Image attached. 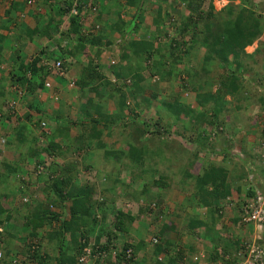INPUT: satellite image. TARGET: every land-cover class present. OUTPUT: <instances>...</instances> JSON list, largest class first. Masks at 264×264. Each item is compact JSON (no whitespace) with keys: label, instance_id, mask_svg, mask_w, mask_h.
I'll return each mask as SVG.
<instances>
[{"label":"trees","instance_id":"trees-1","mask_svg":"<svg viewBox=\"0 0 264 264\" xmlns=\"http://www.w3.org/2000/svg\"><path fill=\"white\" fill-rule=\"evenodd\" d=\"M101 1L99 3V0H84L81 2L84 9L81 10L78 7L76 14H71L69 11L73 0H23V7L20 6L18 1H10L8 7L4 10L6 15L12 10H20L32 18L34 22L31 27L21 28L23 38H28V40L52 39L50 41L52 46H47V44L40 46L37 51L30 53L31 58L25 62L17 63L16 69L10 70L8 76L23 95H33L37 88L42 89L44 87V79L49 74L50 66L58 62L61 67L60 70H65L69 62L63 58L64 53L61 50H65V53L71 56L82 53L88 58V51H92L93 56L97 57L105 50L112 57L109 59L113 61V65H118L119 60L123 61L127 75H129L130 80L132 79L131 81H134L131 89L128 90L129 87L127 86L130 85L124 82L126 80H122L121 83L126 86V93L124 90H120V87L114 88L120 98L125 95L130 97L139 96L134 105L125 103L127 109L126 119L117 124H121L119 125L121 127L137 124L143 134L146 132L155 134V131L160 133L162 129L159 125L163 123L165 125V113L173 114L172 123L175 131L178 129L176 114L180 111H184L188 117L191 116V119L199 120L212 107L203 106L198 102L200 110H195L186 104L177 103L176 98L157 97L154 92L147 93L139 85V82L144 78L142 73L146 68L153 70L157 67L161 69L165 63V73L169 74L175 62L181 61L173 52L176 53L179 49L182 51L183 45L184 47L187 45L186 48L202 46L204 48V61H208L211 54H214V58L227 68L234 66V64L236 68L242 62L243 48L259 36L263 23L262 13L259 12L261 9H256L257 6L254 5L253 0H239L237 4L228 3L217 12H213L211 3H208L206 9L203 10L201 6L205 0H177L173 5L174 8H178L180 1H184L185 16L183 15L184 17L180 22L176 21L177 17L175 15L178 13L169 9V0H160L154 10L155 13L154 16L152 15L151 22L156 26H160L165 17V25L169 24L171 26L170 34L164 33L171 35V39L166 46L167 50L163 48L161 44L163 40L159 37L150 40L138 36L136 28L142 22L141 16L134 15L127 22L119 17L123 13L122 4L135 5L136 11L139 12L140 10L141 13L146 8L145 0H113L109 3H106L108 0ZM228 1L232 2L233 0ZM33 2H35V5L31 7ZM161 4L166 5L162 8ZM42 5L45 7V17L39 11V6ZM222 13L223 16L220 15ZM62 16H66V23L63 28H59ZM101 16L106 18L103 19ZM20 30L18 32H21ZM184 33L188 36L187 38L183 37ZM23 38L18 36L14 42L20 43ZM64 42H68L70 45L67 49L63 48ZM159 47L167 52V56L162 54ZM1 49L2 45L0 43V60ZM18 50H16L17 53ZM169 58L172 60L171 67L169 66L170 62H168ZM91 60V58L87 59V64L82 66L76 77L72 79V84L83 91L84 89L93 91V94L97 96V103L101 104L103 98L100 93L96 92L97 84H108V81L98 72L97 65L92 64ZM205 69L207 70L203 66L199 70L193 61L191 68L188 69L190 74L188 81L195 76H199L198 73ZM253 71V75L244 73L245 77L240 80L235 70L228 69L227 74L223 78H219V91L223 94L236 96V101L254 97L253 104L258 102L259 105L251 107L249 111L253 108L258 115L264 110V74L260 77L261 74L257 72L256 67L253 68ZM196 83L194 84L193 81L191 85H196ZM193 90L197 92L196 88H193ZM0 95L4 96L1 86ZM108 96L110 97L111 94H108ZM149 97L157 100L155 105L150 103ZM211 97L212 95H208L205 98L211 99ZM219 98L218 94L212 99L218 101ZM237 106L239 108L240 103H237ZM213 107L212 113H222V106ZM4 108L0 106V115H4L6 111L8 114V111H10V106L6 108V111ZM27 108L33 110L30 105H27ZM148 109L152 110L154 118L146 117L142 113L143 110ZM94 110L97 112L98 105H91V99L86 97L78 106V113L81 116L74 121H70V123L82 126L88 120L97 122V119L91 116ZM60 111L54 110L53 114L44 113L47 118H52L54 122L51 131L47 128L46 117L41 120L37 116V118H33L32 123L34 127L41 126V129L33 131L26 123L20 122L12 126L8 134L0 138V145L2 144L0 146V264H79L76 261L77 256L82 253V248L88 242L90 243L91 256L100 249L106 250L110 243L118 245L121 250L130 246L132 255L128 259H125L121 255L123 252H120L114 255L113 259L110 254H106L103 260L105 264H136L135 252L138 248L143 247L141 245L143 244L142 240H138V245H134L128 240H117V232L119 231L120 234L118 235H121L125 228L124 221L132 220L133 216L124 213L119 208L113 209L110 206L115 199V194L110 198H105L102 194L103 198L101 200L92 198L91 187L93 186H90L91 183L89 182L92 179L95 181V178H103L106 182H109L107 184L109 186L100 184V192L106 191L112 192V194L117 192L120 194L122 192L118 190L131 188L132 183L136 181V188L130 190L137 193V195L139 194L138 196L141 198L150 190L153 201L159 202L161 188L168 185L167 179L161 172L164 171L162 166L167 159L165 152H161L158 147L156 150L150 149L146 141L137 140L135 142V139L127 135L128 138L122 139L121 151L123 149L130 154V164L119 162L118 156L115 155L109 157V159L103 157L106 160L103 162V166L105 167L112 160L114 164L110 165L113 169L109 170L103 168V166L97 167L91 159V150L93 149L90 146L88 147L85 142L91 139V130L84 133L79 128L76 137L70 139L68 137V125L65 122L56 123V120L63 119ZM238 111L240 113H237V116L241 118V109ZM36 112H39V110ZM29 115L26 113L25 119L28 120ZM115 121L113 119L111 122L116 124ZM214 121L218 122L217 119H214ZM41 123L44 125V129ZM211 123H213V120ZM165 126L168 127L169 125ZM92 130L95 129L92 127ZM164 130H166L165 127ZM164 130L162 133H167ZM206 132L210 133L211 131L208 132L207 130ZM54 135L67 138L64 147H61L58 142L50 138ZM214 135L215 133L213 137ZM208 136L211 137L210 134L206 135V137ZM206 137L199 133L195 143L204 147ZM260 138L264 140V134H261ZM208 146L212 148V145ZM109 153L112 152L109 150ZM157 155L161 160L157 159L158 162L153 160L151 166L144 164L146 160L153 159ZM55 156H60L61 159H66V161L58 165L55 162ZM45 157L49 158L48 161L45 160ZM223 158L226 161L230 160L227 157ZM30 163L31 165H29ZM181 165L183 164H180L179 168L169 171L170 180L174 184L177 182L187 183L186 174L188 173H186V168H182ZM29 166H32L30 168L33 170ZM228 171L222 165L209 164L203 172L193 175L194 180L189 187L191 189L190 195L192 198L190 200L193 202L192 204L204 208V214L208 212L209 216V221L194 217L190 218L187 224L188 228L193 229V232L196 227L200 228L196 236L201 239V250L197 249V252L203 255L204 264H233L235 259L231 258L230 254L244 238V236L241 238L232 236L233 234L229 232L215 231L212 226H209V223L216 222L219 217V214L216 213L220 209V207H215L212 201L227 197V194L232 191L233 183L245 176L241 165L237 172L234 173L232 170L229 177H227ZM77 175L81 177L83 183L77 181L79 180L76 177ZM33 182L41 183V196L36 195ZM29 185L32 186V191H30ZM174 186L176 189H183L179 185ZM94 188H96V185H94ZM235 189L236 192H240L239 187ZM36 192L38 193V191ZM250 195H252V192L245 189L244 196L250 197ZM241 199L240 204L237 203V208H234L238 214L233 218L235 223L240 219L243 198ZM104 200L110 203L105 208H103ZM65 206H67V218H64L63 210ZM156 208L158 207L141 206L139 211L142 209L152 211L158 216L160 213L159 209ZM109 213L111 215L110 222L104 223ZM98 223L100 224L98 225ZM239 224L241 226L242 223L239 222ZM43 226H47L49 230L44 233L46 246L41 249L44 235H40L39 231ZM161 227L158 234L165 236V246L156 239L157 241L153 243L151 256H149L150 261L155 264H185L189 259L191 260L194 255L192 250L188 252L178 250L179 247L175 244L171 249L166 247L169 246L168 244L173 245L172 235L174 232L171 231V225H166V223L161 224ZM112 228L116 230V234L112 231ZM93 229L97 231L96 234H94ZM19 233L23 234L19 235ZM166 236L168 237L166 238ZM121 237L124 239V235H121ZM15 240L21 241V246L25 251L24 254H22L21 248L15 249L13 247ZM187 240L188 242L181 246L187 244L189 249H192L190 243L192 238L188 237ZM189 252L191 254L187 256L186 253ZM158 255H162V258H157ZM226 255H228V258H224ZM90 260L92 264H99L97 259L91 258Z\"/></svg>","mask_w":264,"mask_h":264},{"label":"crops","instance_id":"crops-1","mask_svg":"<svg viewBox=\"0 0 264 264\" xmlns=\"http://www.w3.org/2000/svg\"><path fill=\"white\" fill-rule=\"evenodd\" d=\"M12 1V0H10ZM9 1V3H10ZM80 1H84V0H80ZM101 0H99V3ZM112 2L113 0H108L106 3ZM177 0L173 1V0H169V9L174 11V7L173 5L175 4ZM254 5L257 6L256 9H261L259 12L262 13L263 16V23H262V29L261 32L259 34V36L254 39L250 44L246 45L243 48L244 53L241 55L242 58V62L239 63V65H237V67L235 68V64L234 66L227 68L226 66H224L221 62H218L215 58H214V54H211L210 59L208 61H204L203 60V56H204V48L202 46H197L196 47H184V45L182 46L181 50L180 49L178 51H176V53L173 52V54H176V57L180 58V62H181V68L184 72V74L186 75V81L182 82V84L178 83L175 84L173 81H171L170 79L173 77V72H170L169 74L165 73V68L166 64L164 63V66H162V68H154L152 69H145L142 73L143 75V80L139 82L140 87L145 84L148 83V77L149 80L154 81V79H158L161 78V80H163V83L161 86H154V89L156 88L155 91H150V92H154L156 94L157 97H169V98H176L177 99V103L180 104H185L182 103L184 101L181 100L182 96L185 95L186 96V105L190 106L191 108L195 109V110H200V105L198 106V102L201 103V105L203 106H212L210 109L207 110L205 116L203 118H200L199 120H194L191 119V116L188 117V115L184 112V111H180L179 113L176 114L177 118H178V126H182L178 127V133L177 130L174 131L173 128V114L169 115L168 113H165V124L169 125L168 127L165 126L166 130H164L165 132H167V140H171V142H176V139H174L175 137H173L174 135H180V137L183 139H186V142L184 145H181L180 148H176L175 147H170V145L167 143L166 144V148H164V145L161 144H153V143H147L149 146V148L156 150V148L158 147L160 149L161 152H165V156L167 157L166 159V163L163 164L162 166V175L167 179L166 182L168 183L167 186L161 188L160 190V198H164L165 200H163L162 204L165 202V205L167 206H171L170 209H164L167 212V217H169L168 212L169 210L171 211L172 215L181 217L182 219H185V223L184 225L181 227V229H184V227L187 226L189 219L186 216V213L189 211V213L192 211L194 214H191V219L194 217H198L201 218L202 220H206L209 221V216H208V212H206L204 214L205 210L204 208H202L201 206H195L194 204H192L193 202H191L190 198H192V196L190 195V190L189 187L191 186V184L193 183V175H196L198 172H203L205 170V168L208 167L209 164L211 165H222L226 170H229L227 172V177H229V174L233 172H237V170L239 169V166H242L243 172L245 173V176L242 177V182L240 180V185L238 186L240 189V192H236V189H231L232 191L230 193L227 194V197L225 198H220L218 200H214L212 201L213 205L215 207H220L219 210H217L216 214H219V217L216 219V222L213 223H209V226L213 227V230H218L221 232H229L232 233V236H239L240 238L242 236L247 237L250 236L252 234V229L250 225H242L239 226V221H237L236 223L233 222V218L236 217L238 214L236 212V208H237V203L240 204V200H242L241 198L244 196V190H247V184L249 183V179H248V174H252L256 175L259 179L264 177V165L260 162L257 154H258V142L259 140H261V134H264V126L262 123V116L264 114V110L261 111L260 114H256V112H254V109L252 108V112L249 111L251 109V107H256V105L259 103L256 102L253 104L254 102V97H251L250 99H239L238 101H236V96H231L229 94H223L222 92L219 91V87H220V81L219 78H223L227 72L228 69L229 70H235V72L239 75V79L242 80L245 77V74L248 75L252 74L253 68L256 67L257 68V72L260 73L261 75H259L260 77H262V75L264 74V0H253ZM144 2H146V8L144 11H142L140 13L136 11V6L135 5H128L126 3L122 4L121 9H122V14L119 16L121 18V20H123L124 22H127L131 19L132 16L134 15H138L142 17V22H140L139 27L136 28V32L138 34V36H142V37H146L147 39L153 40L155 38H158V34L161 33V30H164V20L165 17L162 20V25L160 26H156L154 25L151 20L152 17L154 16L155 13V8L157 7V4L160 3V0H145ZM239 2V0H233L228 1V0H205L204 4H202L201 8L206 9L207 4L211 3L213 6V12H217L219 11L223 6L228 5V3H233V4H237ZM8 3V4H9ZM103 3V2H102ZM162 5V4H161ZM166 4L162 5V8H164L163 6ZM184 1H180V6L178 7L180 9V11L178 12L177 15H175L177 17V22H180V20L185 16V12H184ZM166 7V6H165ZM253 8H255L253 6ZM186 11V10H185ZM187 12V11H186ZM153 13V16H152ZM23 15V13H22ZM184 15V16H183ZM221 16H223V13L220 14ZM24 16V15H23ZM137 16V17H138ZM28 17V16H27ZM103 19H105V16H101ZM109 17H111V15H109ZM26 18V17H25ZM24 20V23H20V25L24 27H31L33 25H31V21L29 22L28 18ZM28 19V20H27ZM20 38H23V31L22 29L20 30ZM165 31V30H164ZM146 32V33H144ZM168 32V34H170V31H166ZM17 35L18 32L15 31V21L12 20V18H8V17H3L0 15V43L2 45V49H1V60H0V72L3 71L1 68L6 66L5 64L8 65L9 70L7 72H5V82L7 84V81L9 80V76H7V73H9L10 70H15L16 68V64L19 62H25L27 60L26 56L28 52H30L33 49V46H35V49H38L40 46L47 44V46H52L51 45V40H43L41 38L39 39V44H37L36 42H34L33 40H28V38L26 39L25 37L24 42H22V46L21 49L18 50L17 53V49H15V51H9L7 49V47L12 46V44L6 42L5 40L7 39L6 36H9L10 39H12V35ZM168 34H164L161 35V38L163 40V48L167 49V44L169 43V40L171 39V35ZM54 35V34H53ZM17 36V37H18ZM129 36V35H128ZM157 36V37H156ZM168 36V37H167ZM183 37L187 38L188 36L185 35V33L183 34ZM169 38V39H168ZM22 39V40H23ZM21 40V41H22ZM26 40V42H25ZM37 40V39H36ZM33 45V46H32ZM13 46L15 48V43H13ZM69 43L68 42H64L63 43V48L67 49L69 47ZM29 48V49H28ZM162 47H159L160 51L162 52V54L166 55L167 52H165L163 50ZM186 48V49H185ZM168 50V49H167ZM62 53H64V59L67 60L69 63L68 65L65 67V70L63 71V73L60 76L57 75H47L44 79V83L48 82L49 86L48 87H43L42 89H36V91L34 92L35 94L33 95H29L27 94L22 95L21 96V101L20 105H19V109L21 108L20 106L22 105L24 110L20 109L17 110L16 113H18L19 111V115H20V120L22 119L21 114L23 115V120H21L22 122L26 123L27 126H30V129H32L33 131H37L39 128L38 126L33 125L32 121L33 118L35 119L37 116L39 118H44L46 117V114H53L54 110H61L60 112H62V118L63 119H59L56 120L57 124H61L63 122H65V124L68 125V137L74 138L77 135L78 129L80 128L84 133H88L91 130V139L86 140L85 142L87 143V146L93 150L92 151V157L91 159L93 160V163L95 165H99L102 162H105L106 157H113V156H118L119 162L121 163H126V164H130L129 158L130 154L123 150L121 151L122 148V139L123 138H128V136L132 139H135L134 141L137 142V140H144L146 141L145 138H147L148 136H150L149 133H147L146 135L141 133L140 128L137 124L135 125H126L125 127H121L119 125L121 124H117L118 122L122 123L121 121L126 119V107H125V103L127 101V97L129 95H125L123 98H120L118 92L114 89L115 87L118 88L120 87V90H124L125 93L127 92L125 90V85L122 82V80H126L124 82L128 83L130 86L128 90L131 89L132 84L134 81H131L129 78V75H127V72L124 68V63L122 60H119V64L118 65H113V61H111L112 58L109 56V53L106 52L105 50L100 53L97 57L93 56L92 51H88V55L89 58H91L92 60V64H96L97 67L96 69L98 70L99 73H101L104 78L108 81V84H97V93H100V95L103 98V102L101 104L97 103V96L96 94H93V91L91 92L92 95L89 96V98L91 99V105L94 104L95 106L98 105V110L97 112L94 110L91 114L92 117H94L95 119H97V122L94 121H87L85 123L82 124V126H79L78 124H71L70 121H74L76 118H79L81 115L78 113V106L80 105V103H82L84 101V98H79L76 97L77 93L72 91L74 89L72 84V79H74L76 77V75L78 74V71L80 70V68L82 66H85L87 64V59H89L87 56H85L84 54H77L76 56H71L69 54L65 53V50H61ZM113 53V52H111ZM29 55V54H28ZM61 55V54H60ZM62 56V55H61ZM154 56V55H153ZM167 56V55H166ZM213 56V57H212ZM212 57V58H211ZM62 58V59H63ZM152 58V56H151ZM29 59V58H28ZM165 61V58H164ZM193 61L195 62V64L198 66V69H202V67L204 66L205 68H207V70L205 69L204 71L198 73L199 76H195L193 79L191 78L189 81V72L188 69L191 68V65L193 64ZM167 63V62H166ZM206 65V66H205ZM233 65V63H232ZM252 68V69H250ZM188 74V75H187ZM253 75V74H252ZM4 76V75H2ZM264 76V75H263ZM4 79V77L0 78V80L2 81ZM194 84L195 82L196 85H191ZM167 82V83H166ZM75 86V85H74ZM169 86V87H168ZM177 87L179 90H173ZM144 88V87H143ZM193 88L197 89V92L193 90ZM77 89V88H76ZM164 91V92H163ZM204 91V92H202ZM59 96V99L55 100L52 99V95L53 93H56ZM148 92V93H150ZM163 92V93H162ZM221 93V94H220ZM108 94H111V96L109 97ZM172 94V96H171ZM219 94V100L218 101H213L214 96ZM180 95V96H179ZM208 95H212L211 99H206L205 97H208ZM64 96V97H63ZM132 97V96H131ZM86 98V97H85ZM134 98V102L133 104L136 103V100L139 99V96L137 97H133ZM213 98V99H212ZM150 99V103L151 104H156L157 100H155V98H151ZM53 100V101H52ZM55 100V101H54ZM1 101V100H0ZM8 101V100H7ZM181 101V102H180ZM24 102V103H23ZM237 103H240V107L238 108ZM127 104V103H126ZM16 105L17 101H16ZM27 105H30L32 107L33 110H29L27 108ZM213 106L216 107H221V114H214L212 113V109L214 108ZM35 109H37L36 111L39 110V112H36ZM241 109V118L240 116H237V113H240ZM184 110V109H183ZM34 111V112H33ZM42 113H41V112ZM198 112V111H197ZM26 113L30 114V118L25 119V115ZM46 113V114H44ZM86 116V115H84ZM41 118V120H42ZM10 119V118H9ZM47 120H45L47 128H49V130L51 131V129L54 127V122L52 120V118H47ZM116 120V124H113L111 121L112 120ZM214 119H217L216 122L214 121ZM154 120V119H153ZM213 120V123H211V121ZM19 123V122H17ZM17 125V124H16ZM64 125V124H63ZM228 125V127H227ZM5 126V125H4ZM92 127L95 130H92ZM129 127V128H127ZM163 127V126H162ZM161 127V129H163ZM224 127V128H223ZM167 128L170 129V131L167 130ZM212 128V129H211ZM173 129V130H172ZM211 129L210 133H207L206 131ZM174 131V132H173ZM217 131V132H216ZM199 133H201L204 137H206V135L210 134L211 137H206L207 139L204 140V147L201 144H197L195 143V141L197 140V136L199 135ZM215 133L214 137L213 134ZM128 135V136H127ZM252 136V139L248 138V136ZM228 136L231 138L232 141L236 142L240 147H244L246 148L245 153H243V157L241 158V160H239L237 157H232L229 161H226V159H224L223 157H225V153H224V147H222V143L224 141V137ZM255 136V139H254ZM113 137V138H111ZM125 138V139H126ZM141 138V139H140ZM56 142H58L61 147H64V145L67 142V138H62L60 136V138H53ZM111 139V140H110ZM179 142V141H177ZM200 142V141H199ZM246 143V145L244 146V144ZM207 144V145H205ZM257 144V147H256ZM208 145H212V148ZM201 146V147H200ZM256 148V149H254ZM109 150L112 153H109ZM120 150V153H119ZM115 151V152H114ZM117 151V152H116ZM11 153H13V151H11ZM159 153V152H158ZM201 154V157H200ZM216 155H220V159L215 161L213 158ZM105 156V159H103V157ZM214 156V157H213ZM157 159L161 160L158 155L155 156V158L150 159L147 163L144 162L145 165H149L151 166L153 160L157 161ZM66 161V159H61L60 156L57 157L55 156V162L56 164H60L62 162ZM158 162V161H157ZM110 164H114L113 161H110ZM170 164V165H168ZM180 164H183L181 166H183L182 168H186V184L184 183H173L170 179V174L169 171L171 169H177L179 168ZM79 176V175H78ZM77 176V177H78ZM170 177V178H169ZM226 177V178H227ZM99 178H96V180H98ZM236 179V178H235ZM4 181V180H3ZM239 181V180H237ZM252 182V181H250ZM96 185V188H94L93 183L90 184V186L92 188V198L94 199H99L101 196V192H100V187L101 183H97L96 181H94ZM259 183V182H258ZM169 184H171V186H169ZM173 184V185H172ZM181 184V185H180ZM174 185H179L180 187H182V190L176 189ZM109 193V192H108ZM178 195L179 197H181V201L179 202H175L173 194ZM149 194L151 195V191L149 190L147 193H145V196L143 198H147L146 195ZM163 194V195H162ZM42 193L39 194V196H41ZM100 196V197H99ZM115 196L114 194L111 195V197ZM117 196H115V199L113 200V202L111 203L110 206L113 207V209L119 208V210L123 211L124 213L127 212V206H129L128 204L123 205L122 202H120V200L116 199ZM120 198V197H119ZM135 199V198H134ZM139 200L141 199V197L138 198ZM137 199V200H138ZM229 199V200H228ZM167 200V201H166ZM115 203V204H114ZM179 205H177V204ZM190 203V205H188ZM110 203H108L107 200H104V204H103V208H105V206H109ZM162 204L160 205V207L162 206ZM184 205V207L187 206L188 211L185 213L183 211V209H176L177 206ZM135 205V204H134ZM177 205V206H176ZM182 207V208H184ZM67 206H65L64 211V218H67ZM235 208V209H234ZM234 209V210H233ZM115 211V210H114ZM183 211V212H181ZM137 213L139 212V208L137 205L136 209H132L130 211L127 212V214L132 215L133 219L128 221L125 220L124 225L125 228L122 231L121 235H124V239L123 237H121L120 232H117V240H128L129 242H131L132 244H136L138 245L140 238L136 235H132L130 233H128L129 230H133L137 228H140V225H146L145 227L147 228V231H149L151 234L155 233L154 227L156 225L154 220V223L150 222V219L148 221L142 222L140 224L137 223V221L135 220V215H137ZM187 213V214H189ZM99 214V213H98ZM110 213L108 214V218L106 219L105 217V222H110L109 220L110 218ZM166 216V215H165ZM100 217V216H98ZM216 217V215H215ZM150 222V223H149ZM168 222L167 220H165V223ZM100 223H98L99 225ZM110 224V223H108ZM157 227V232L159 231L158 227ZM96 229V228H95ZM93 229L94 234H96V230ZM189 229V234L192 238V240L190 241L191 245H192V249H189L188 245L185 244L183 246H181L182 244H184L185 242H188V240L186 238H184L182 241L179 242V240L176 239V236H174V233L172 235V241L175 242V246L179 247V250L184 251V252H188L189 250L193 251V254L198 253V250L200 249V240L197 236L196 238L193 237V235L195 233H197L199 231L200 228L195 229V231L193 232V229ZM48 227L47 226H43L40 228V235L42 234V236L44 235V233H46V231H48ZM176 230H178L175 227H171V231L173 232H177ZM92 231V232H93ZM112 231L115 233L116 230H114V228H112ZM13 232V231H10ZM116 234V233H115ZM187 235V234H186ZM158 237V236H157ZM165 237V236H164ZM168 236H166L167 238ZM187 237V236H186ZM142 243L141 244L143 247L138 248V250L135 252V260L137 261L136 264H150L151 261L149 260L151 256V253H146L147 251L146 249V241L147 239L145 238V240L141 239ZM165 239H163V242L161 244H165L164 242ZM179 242V243H178ZM42 248H45L46 246V238L45 235L43 236L42 239ZM181 246V247H180ZM21 248V252L22 254L25 253L24 249ZM181 248V249H180ZM176 249V248H175ZM198 249V250H197ZM171 251V250H169ZM68 253H70V251H68ZM189 253H186V255L188 256ZM139 258V259H138ZM138 259V260H137ZM205 263V259L202 255V258L200 259V261L197 262H193L190 259L188 260V262H186L185 264H204Z\"/></svg>","mask_w":264,"mask_h":264},{"label":"rangeland","instance_id":"rangeland-1","mask_svg":"<svg viewBox=\"0 0 264 264\" xmlns=\"http://www.w3.org/2000/svg\"><path fill=\"white\" fill-rule=\"evenodd\" d=\"M9 1L10 0H0V15L1 16H3V17H8V18H12V20L13 21H15V31H17L18 32V30H20L21 28L23 29V26L22 25H20V23H24V18L26 17V18H28L27 20L30 22L31 21V25H33L34 24V22H33V20H32V18H30L29 16L27 17V14L26 13H24V12H22V11H20V10H12L11 12H9L7 15L4 13V10L8 7V3H9ZM12 1H18L19 3H20V6H22L23 7V0H12ZM36 2V1H35ZM35 2H33L32 3V6L31 7H33L34 5H35ZM39 5V4H38ZM39 8H40V13H41V15L42 16H44L45 17V15H46V12L44 11V8L45 7H43V5L42 6H39ZM9 11H10V8H9ZM174 11L175 12H177L178 13V11H179V8H174ZM22 13H23V15H22ZM152 15H153V13H152ZM56 17V16H55ZM63 18H62V20H61V22H60V24H59V28H63V26L65 25V23H66V16H62ZM25 18V19H26ZM170 25L168 24V25H165L164 26V30L162 29L161 30V33L160 34H158V37L159 38H161V35H164V33L166 32V31H169L170 30ZM168 33V32H167ZM18 35H20V32H18V34L17 35H12L11 37H12V39H10V37L9 36H6V42H8V43H10V44H12V46H10V47H7V49L9 50V51H15V49H17V47H18V49H21V46H22V42H24V39L22 40V41H20V43H18V42H14L15 41V39H16V37L18 36ZM162 39V38H161ZM34 42H36L37 44H39V39H34L33 40ZM41 41H43V40H41ZM25 42H26V40H25ZM13 43H15V48H14V46H13ZM160 43H161V41H160ZM164 42H162L161 44H163ZM33 46V45H32ZM17 49V50H18ZM29 49V48H28ZM34 51H37V49H35V46H33V49L30 51V52H28L27 53V55H25L26 56V58L28 59V58H31V54L30 53H34ZM29 54V55H28ZM172 60H170V58L168 59V62H170L169 63V66L171 67V62ZM174 61V60H173ZM6 66H4V67H2L1 69L3 70V71H1L0 72V78H2V77H4V79L0 82V86H1V88H2V91H3V93H4V96L2 95H0V106L1 107H5L4 109H5V111H6V108H7V106H8V104H7V102L8 101H6V100H9L10 98H13L15 101H17V104L18 105H15V113L14 114H10V115H8L7 114V111L4 113V115H0V138H2V137H4L6 134H8L9 132H10V128H12V126H14L15 124H17V122H22L21 120H23V115L21 114V120H20V115L18 114L19 113V111H18V113H16L17 112V110H20V109H22V110H24V108H23V106L21 105L20 107V109H19V105H20V102L19 101H21V96L23 95H18L17 94V90L16 91H13V90H11V87L10 86H12V84H15V83H13L12 82V79L11 78H9V80L7 81V84H6V80H5V72H7L8 70H9V68H8V65L7 64H5ZM181 66V62L180 61H176L175 62V64L171 67V72H173V77L170 79L171 81H173L175 84H182V82H185L186 81V75L184 74V72H183V70H182V68L180 67ZM2 75H4V76H2ZM7 76H8V73H7ZM255 77V76H254ZM167 83V82H166ZM162 84H164L163 83V80H161V78H158V79H154V81H151V80H149V77H148V83L147 84H145V85H143V87H144V89L147 91V93L148 92H150V91H155L156 90V88L154 89V86L156 87L157 85L158 86H161ZM261 84V83H260ZM257 85H258V83H257ZM262 85V84H261ZM73 87H74V89L73 90H71V92L72 91H74V92H76L77 93V96L76 97H79V98H84L85 99V97H89L90 95H92V93H91V91H87L86 89H84V91L83 90H81L79 87H77L76 85L74 86L73 85ZM169 87V86H168ZM173 87V90H179L177 87L174 89V86H172ZM77 88V89H76ZM164 92V91H163ZM162 92V93H163ZM171 96H172V94H171ZM180 96V95H179ZM64 97V96H63ZM52 99H55V100H57V99H59V96L57 95V92L56 93H53V95H52ZM54 100V101H55ZM181 100L182 101H184V102H182V103H185L186 104V96L185 95H183L182 96V98H181ZM5 101H6V103H5ZM53 101V100H52ZM133 102H134V98L133 97H130V96H128L127 97V101H126V103H128L127 105H129V104H133ZM181 102V101H180ZM24 103V102H23ZM3 105H5V106H3ZM134 105V104H133ZM21 111V110H20ZM1 113V112H0ZM142 113H144V115H146V117H152V118H154V116H153V113H152V110L151 109H148V110H143V112ZM6 114V115H5ZM6 117H8V119H6ZM10 118V119H9ZM37 118V117H36ZM41 118H42V116H41ZM5 125V126H4ZM166 125V124H165ZM165 125H164V123L163 124H160L159 126H160V128L162 127L163 129H162V131L160 132V133H157L156 131L154 132L155 134H151L150 133V136H148L147 138H145L146 139V144L147 143H155V144H161V145H164V148H166V144L168 143L169 145H170V147L172 146V147H175L174 149H178V148H180L181 147V145H184L185 144V142H186V139L184 138L183 139V137L181 138L180 137V135H174L173 137H175L174 139H176V142H171V140H167V138H168V134L167 133H162L163 132V130H164V127H165ZM179 127V126H178ZM180 127H182V126H180ZM180 127H179V129H180ZM227 127H228V125H227ZM224 128V127H223ZM212 129V128H211ZM211 129H209L208 130V132H210L211 131ZM169 131H170V129H169ZM4 135V136H3ZM50 138H60V135H54V136H50ZM111 138H113V137H111ZM248 138H250V139H252V136L250 135V136H248ZM254 139H255V136H254ZM111 140V139H110ZM177 141H179V142H177ZM257 142H259V141H257ZM258 144V143H257ZM257 144H256V147H257ZM2 145V144H1ZM0 145V146H1ZM246 145V143L244 144V146ZM147 146H149L148 144H147ZM222 147H224V153H225V157H227V158H232V157H237L239 160H241V158L243 157V153H245V152H243V151H245L246 150V148H244V147H240L236 142H234V141H232L231 140V138L230 137H228V136H225L224 137V141H223V143H222ZM254 149H256V148H254ZM258 152H259V146H258ZM257 156H258V158H259V153L257 154ZM200 157H201V154H200ZM214 157V156H213ZM48 157H45V160L46 161H48ZM215 161H217V160H219L220 159V155H216L214 158H213ZM150 159H148V160H146V162L145 163H147L148 161H149ZM46 161H44V162H46ZM112 161V160H111ZM242 161V160H241ZM102 164V165H101ZM103 162L102 163H100V166L99 165H97V167H102L103 166ZM29 165H31V163L29 164ZM30 167H32V166H29V168ZM103 168H107V169H113V167H112V165H110V163H108L105 167L103 166ZM28 169V168H27ZM31 169V168H30ZM31 170H33V169H31ZM78 176V175H77ZM76 176V177H77ZM32 177V176H31ZM75 177V179H77V178H79V180H77V181H79V183H83L84 181L83 180H81V177L80 176H78L77 178ZM241 180V179H240ZM240 180L239 181H236V182H234L233 183V185H232V188L233 189H235V188H237L239 185H240ZM94 181V179H92V180H90V182L89 183H92ZM95 181L97 182V183H101V184H104L105 186H109V185H107V184H109V182H106V180L105 179H103V178H100V179H98V180H96V178H95ZM241 182H242V180H241ZM78 183V182H77ZM33 185H35V190L36 191H38V193L35 191V193H36V195L38 196L40 193H42V191H41V183L39 182V183H37V182H33ZM93 185H97V184H95V183H93ZM98 185H100V184H98ZM136 181L134 182V183H132V185L130 186L132 189H135L136 187ZM29 187H30V191H32V186L31 185H29ZM101 188V187H100ZM131 188H129V189H125V190H118V191H120V192H122V193H120V194H118L117 192H113V194H115L116 196H117V200H120V202H122L123 203V205H125L126 206V204H128L129 206H127V212L128 211H130V210H134V209H136L137 208V205H138V208L139 207H141V206H147L148 207V205L149 206H151L152 204L151 203H155V206L154 207H158V208H156V209H159V215L157 216V215H155L156 213L155 212H149L148 210L146 211V210H140L139 212L140 213H137V215H135L134 217H135V220L137 221V223L138 224H140V223H142V222H145V221H148L149 219H150V222L152 223H154V220H156L155 221V223H156V225L155 226H153L154 227V230H155V233L153 234L155 237H157V239L160 241L159 243H162L163 242V239H165V237H164V235H160V234H158V232L156 231L157 230V227L156 226H159L158 227V229H161L162 227H161V224H163V223H165V220H167L168 222H166V225H171V227H175V228H177L178 230H176L177 232H174V236H176V239H175V241L178 239L179 240V242L180 241H182L184 238H186V239H188V237H190L191 238V236H190V234H189V229L185 226L184 227V229H181V227L184 225V223H185V219H182L181 217H178V216H175V215H172L171 214V211L169 210V212H168V215H169V217H167V212H166V210H164V209H170L171 208V206H167V205H165V202L162 204V202H163V200H165L164 198H159L160 200H159V202H157L156 200L155 201H153V199H152V196L151 195H149V194H147L146 195V197L147 198H141L140 200L138 199L139 198V194L137 195V193H135V192H133L132 190H130ZM101 191V190H100ZM111 191V190H110ZM110 193V194H109ZM106 192V191H103V192H101V197L98 199V200H101V198H103L102 197V194H103V196L105 197V198H110L111 197V195H112V192ZM120 197V198H119ZM135 197H137V198H135ZM172 197H174V200H175V202H179V201H181V197H179L178 195H176L175 193L173 194V196ZM135 198V199H134ZM138 199V200H137ZM167 201V200H166ZM115 204V203H114ZM135 204V205H134ZM162 204V206L160 207V205ZM175 204H177V203H175ZM177 205H179V204H177ZM176 205V206H177ZM181 205V208H180V206H177L176 207V209H183V211L186 213L187 211H188V209H187V206L186 207H184V205H182V204H180ZM188 205H190V203L188 204ZM182 207H184V208H182ZM156 209H154V211H156ZM187 210V211H186ZM183 211H181V212H183ZM190 211V210H189ZM189 211L187 212V213H189ZM193 211V210H192ZM190 212V213H192V215L194 214L193 212ZM126 212V213H127ZM186 213V216H187V218L188 219H190L191 218V214L189 213V214H187ZM129 215V214H128ZM166 215V216H165ZM157 219H156V218ZM149 222V223H150ZM21 224V223H20ZM146 225H143V224H141L140 225V228H137L136 227V229H131V230H129L128 231V233H130V234H132V235H136V236H138L140 239H143V240H145V238L147 239V241H146V253L148 254V253H151L152 252V248H153V246H154V244L153 243H151V240H150V232L149 231H147V228L145 227ZM195 231V230H194ZM23 233H19V235H22ZM187 234V235H186ZM187 236V237H186ZM193 237H195L196 238V233L193 235ZM247 237H249V236H247ZM246 238V237H245ZM173 242V245H171L170 246V244H168L169 246H166L168 249H171V247L172 246H174V244H175V242L174 241H172ZM178 242V243H179ZM21 245H22V243H21V241H18V240H15V242H14V245H13V247L15 248V249H20V247H21ZM163 245V244H162ZM165 246V245H164ZM178 250H179V248H178ZM157 258H162V255H158L157 256ZM139 259V258H138ZM137 259V260H138ZM150 260V259H149ZM198 261H200V259H198ZM150 264H155L154 262H152L151 261V263Z\"/></svg>","mask_w":264,"mask_h":264},{"label":"built area","instance_id":"built-area-1","mask_svg":"<svg viewBox=\"0 0 264 264\" xmlns=\"http://www.w3.org/2000/svg\"><path fill=\"white\" fill-rule=\"evenodd\" d=\"M82 1L73 0L72 6L69 9L71 14H76L77 8L79 7L81 10L84 9ZM49 72L53 74L61 75L63 73L60 70L59 63L56 62L53 66L49 67ZM44 85L46 87L49 86L48 82H45ZM17 90V94L21 95L19 89ZM15 101H10V106H13ZM262 123L264 126V114L262 116ZM43 126V124L41 123ZM259 160L264 165V140H259ZM249 183L246 187L252 192L250 197L243 196V202L241 205L240 211V219L239 222L244 225H250L252 229V234L249 237H244L238 243L237 248L230 254L231 258L235 259L233 264H264V177L258 178L256 175L250 173L248 174ZM252 181V182H250ZM259 182V183H258ZM229 200V199H228ZM156 238H152V242H156ZM90 243H86V245L82 248V253L77 256V263L79 264H92L91 258L97 259L99 264H105L103 257L106 254H110L111 258H114V255L119 254L128 259L131 257V249L126 247L121 250L118 245L110 243L106 250L100 249L96 251L92 256L90 255ZM32 248V247H31ZM202 258L201 253H196L192 256V261L197 262L198 259ZM224 258H228V255L224 256Z\"/></svg>","mask_w":264,"mask_h":264},{"label":"clouds","instance_id":"clouds-1","mask_svg":"<svg viewBox=\"0 0 264 264\" xmlns=\"http://www.w3.org/2000/svg\"><path fill=\"white\" fill-rule=\"evenodd\" d=\"M48 75H57V74H53L52 72H49V74ZM57 76H59V75H57ZM128 84V83H127ZM45 86V85H44ZM11 87V90H13V91H16V89H18V87L15 85V84H12V86H10ZM46 87V86H45ZM22 94V93H21ZM21 96V95H20ZM11 100H13V101H15L13 98H10L9 100H8V102H7V104H8V106H10V101ZM15 105H16V101L14 102V104H13V106H10V111H8V115H10V114H14L15 113ZM7 106V107H8ZM16 125V124H15ZM38 128L39 129H41V126H38ZM42 128L44 129V125L42 126ZM166 129V128H165ZM169 128H167V130H168ZM147 133H149V132H146L145 133V135L147 134ZM150 134V133H149ZM152 205L150 206V207H154L155 206V203H151ZM149 206V205H148ZM155 236L154 235H150V240H151V243H155V242H152V238H154ZM156 239H157V237H155ZM128 248H130V246L128 247Z\"/></svg>","mask_w":264,"mask_h":264}]
</instances>
